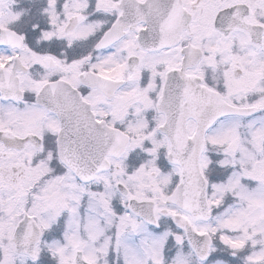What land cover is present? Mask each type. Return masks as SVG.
<instances>
[{
    "label": "snow or ice",
    "instance_id": "6c2138e0",
    "mask_svg": "<svg viewBox=\"0 0 264 264\" xmlns=\"http://www.w3.org/2000/svg\"><path fill=\"white\" fill-rule=\"evenodd\" d=\"M0 264H264V0H0Z\"/></svg>",
    "mask_w": 264,
    "mask_h": 264
}]
</instances>
